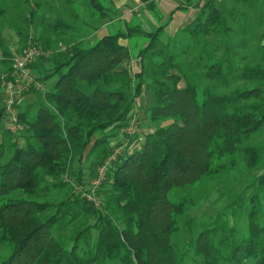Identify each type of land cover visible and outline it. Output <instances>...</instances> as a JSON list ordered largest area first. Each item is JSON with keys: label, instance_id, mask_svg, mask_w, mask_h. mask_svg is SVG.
<instances>
[{"label": "trees", "instance_id": "trees-1", "mask_svg": "<svg viewBox=\"0 0 264 264\" xmlns=\"http://www.w3.org/2000/svg\"><path fill=\"white\" fill-rule=\"evenodd\" d=\"M44 1L43 19L57 20L24 37L12 28V0H0V245L10 251L0 264H264V174L251 184L245 234L221 214L197 231L186 220L199 203L190 190L242 162L264 168V0H186L154 32L135 25L101 38L92 36L120 11L112 0H85L80 39L61 15L75 0ZM191 7L168 35L176 12ZM6 27L23 44L17 54ZM135 37L145 45L133 56L123 42ZM32 43L54 51L29 66L46 91L21 88L12 132L3 86L19 84L13 59ZM135 117L142 128L129 136ZM118 150L97 205L84 194ZM50 192L65 196L38 200Z\"/></svg>", "mask_w": 264, "mask_h": 264}, {"label": "rangeland", "instance_id": "rangeland-1", "mask_svg": "<svg viewBox=\"0 0 264 264\" xmlns=\"http://www.w3.org/2000/svg\"><path fill=\"white\" fill-rule=\"evenodd\" d=\"M24 1L25 0H12V11L10 16L12 20V28L17 29L20 32L24 33L23 35L24 37L28 35L30 37H34L36 34L37 36L42 35V33L44 34V31H46L45 30L46 26L49 24H53L54 21L57 20L58 16L54 12H47L45 16L46 19L45 18L43 19L42 17L43 14L41 10L46 3L44 0H30L28 5H26ZM160 4H161L160 9L162 14L165 16V18H168L172 11V8L168 6L169 4H171L170 0H163L162 2H160ZM48 5H52V3L50 2L48 3ZM70 8H69L70 11H72L71 16L68 15L66 12H61V15L63 20L69 25V27H72L70 28L71 31L73 32V29L75 30L74 34L69 33L68 36L71 37V35H75L77 39H80L82 38V35L85 32L84 31L85 25L83 23L86 18L84 14L86 13L90 14V10L86 5L85 0H83L82 4H81V0L80 1L75 0V2L73 3L72 6H70ZM195 8L196 7H191L190 10L192 9V11L195 13L196 11ZM32 11H35V15L37 14V16H35L36 20L34 24L31 25V29H30L28 27L27 19H29L28 15ZM114 33L115 31L112 28H108L105 30L101 29L97 33L98 34L97 38H101L105 35H110ZM3 36L7 40V43L12 48L14 53L17 54V51L23 46V44L19 42L20 37L16 35L11 28L8 27L5 28L3 32ZM21 39L23 38L21 37ZM67 41L68 40H63V42H59V43H62L63 45L66 46ZM131 43L133 44V46H131V51H132L131 54L133 56H136L138 50L145 45V39L142 37H135L131 40ZM46 58L48 57H45V59ZM47 66L48 65H46V67ZM16 78L19 81V84L15 83L13 85L15 86L17 91H20L21 88L26 87V85L25 82L19 80L18 77ZM146 100L148 104H151L150 94H148L147 99L144 98L143 106L146 105ZM32 101H33L32 98L29 97L26 98V103L24 106H29L32 103ZM138 123L140 125V122ZM4 127L6 126L4 125ZM139 127L142 128L141 125ZM119 140L120 142H122L123 139L121 138ZM119 140L114 141L112 145H116V143H118ZM258 143H261V145L264 147V133L262 134ZM7 153L9 152L6 151L4 155H6ZM262 165H264V154H263V161L261 163V166ZM263 174H264V168L261 171H259L256 169H252L251 167L247 166L242 162L236 168L228 170L227 173L220 176L219 178L210 182H206L205 184L197 187L196 189L190 190L188 192L189 196H191L194 199V201H198L199 203L197 207H194L192 210H190L187 213V219H186L187 223H189V225L193 227L192 228L193 231L195 230L197 231L199 225L201 224L206 225L214 217H216L217 214H221L225 220H228L230 226L234 224L238 232L245 234L246 233L245 219L247 217L246 216L247 210H249L251 206L250 199L251 196L253 195V191L251 190V184L255 182L254 181L255 177H259ZM248 187L250 189H248ZM64 196L65 193L62 192H50V193H44V196H40L38 200L52 202L53 199H55L56 201H60ZM253 202L255 203V201ZM261 204L262 207L264 208V201L261 202ZM70 231H71L70 228H68L67 231L68 237L70 236ZM188 233L189 232L187 230V232L186 233L184 232L183 235V237L187 240H189ZM9 252H10L9 248L6 245H0V263L7 258ZM248 263L254 264L253 261H250Z\"/></svg>", "mask_w": 264, "mask_h": 264}, {"label": "built area", "instance_id": "built-area-1", "mask_svg": "<svg viewBox=\"0 0 264 264\" xmlns=\"http://www.w3.org/2000/svg\"><path fill=\"white\" fill-rule=\"evenodd\" d=\"M163 0H152V2L159 4ZM143 7H147V4L145 3ZM67 47L63 45L62 43H59L58 45V51H65ZM54 54V51L48 50L44 51L41 47L35 45V44H30L27 48H25L21 53H19L17 56L14 57L13 59V68H14V76L18 77L19 80H22L25 82L26 86L30 85H35L36 88L41 91L45 92V86L38 81H36L35 76L32 75L29 71V66L35 63L39 58L41 57H49ZM3 90L5 92V97H6V114L8 116V123H7V129L16 132L18 129V117H17V112L14 108V104L16 102V99L20 96V91H17L15 86L13 84L9 85H4ZM139 123L135 118H133L127 129L125 130V133L129 136L135 135L139 131ZM120 150L115 152V155L109 159L106 164L100 169L99 171V177L93 182L92 185V191L91 193H85L84 196L89 200V201H94L97 203L95 199V192L101 182L104 180L105 172L107 170V167L109 164L114 161L119 155ZM76 189L79 192H82V190L78 187ZM98 205V203H97Z\"/></svg>", "mask_w": 264, "mask_h": 264}, {"label": "crops", "instance_id": "crops-1", "mask_svg": "<svg viewBox=\"0 0 264 264\" xmlns=\"http://www.w3.org/2000/svg\"><path fill=\"white\" fill-rule=\"evenodd\" d=\"M112 1L115 7L120 11L121 16L114 22L104 24L101 27L102 30L112 28L115 32L117 31L126 32L128 26L140 25L143 31L147 33H151L156 30V28L159 26L160 21H162L163 23L167 19L161 12L160 3L157 4L155 8V12L153 13L152 11H149L146 7L145 8L143 7V5L145 4L144 0H112ZM185 2L186 0H170L171 4H169L168 6H170L173 11L175 10V8L185 5ZM192 13L193 11L191 10H189L187 13H182L180 11L176 12V14L174 15V20L166 30L167 34L170 36L174 35L180 29V27H182L186 23V21H188L189 18L193 16ZM156 16L161 17L162 19L160 18V20H158ZM97 33H95L92 36V38L95 37L97 38L98 36ZM131 40L129 42L127 41L123 42V44L128 46L130 50H131V46H133Z\"/></svg>", "mask_w": 264, "mask_h": 264}]
</instances>
